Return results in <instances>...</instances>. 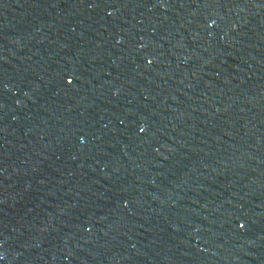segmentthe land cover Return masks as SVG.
Wrapping results in <instances>:
<instances>
[{"label": "water", "instance_id": "water-1", "mask_svg": "<svg viewBox=\"0 0 264 264\" xmlns=\"http://www.w3.org/2000/svg\"><path fill=\"white\" fill-rule=\"evenodd\" d=\"M0 264H264V0H0Z\"/></svg>", "mask_w": 264, "mask_h": 264}]
</instances>
